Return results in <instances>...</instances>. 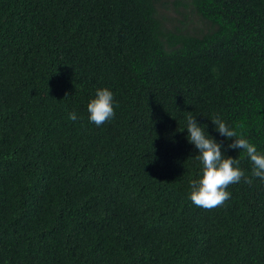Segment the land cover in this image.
<instances>
[{"label":"trees","instance_id":"1","mask_svg":"<svg viewBox=\"0 0 264 264\" xmlns=\"http://www.w3.org/2000/svg\"><path fill=\"white\" fill-rule=\"evenodd\" d=\"M189 112L264 151V0H0V264H264V182L188 199Z\"/></svg>","mask_w":264,"mask_h":264},{"label":"clouds","instance_id":"2","mask_svg":"<svg viewBox=\"0 0 264 264\" xmlns=\"http://www.w3.org/2000/svg\"><path fill=\"white\" fill-rule=\"evenodd\" d=\"M118 103L110 88H97L95 94L87 104V119L89 123L97 127L110 121L115 116V108ZM69 120L75 122L78 117L75 111L68 113ZM213 125L212 132L223 138L216 139L208 131V125L201 124L197 115L186 117L185 128L186 140L197 152L195 159L199 161L201 168L197 179L190 182L191 191L188 199L198 207L211 209L223 205L231 198L228 186L238 184L242 180L251 184L252 178L264 182V151L258 150L257 146L250 143L247 138L240 136L227 121L219 116L210 119ZM231 141V142H228ZM243 152L251 163V177L246 175L240 165V160L227 155L228 151Z\"/></svg>","mask_w":264,"mask_h":264},{"label":"rangeland","instance_id":"3","mask_svg":"<svg viewBox=\"0 0 264 264\" xmlns=\"http://www.w3.org/2000/svg\"><path fill=\"white\" fill-rule=\"evenodd\" d=\"M162 13L163 17L166 19V25L170 29L173 28L174 25H177L175 22L176 19H182V17L179 16V14L173 9L171 5L167 9H163ZM190 20L193 22L192 26L201 25V21L195 16H191Z\"/></svg>","mask_w":264,"mask_h":264}]
</instances>
